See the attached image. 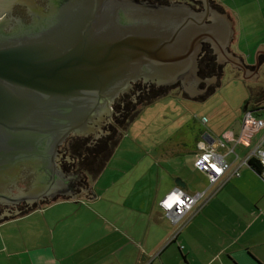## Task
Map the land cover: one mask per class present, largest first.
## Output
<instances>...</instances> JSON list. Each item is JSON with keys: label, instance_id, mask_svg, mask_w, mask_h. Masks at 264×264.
<instances>
[{"label": "water", "instance_id": "95a60500", "mask_svg": "<svg viewBox=\"0 0 264 264\" xmlns=\"http://www.w3.org/2000/svg\"><path fill=\"white\" fill-rule=\"evenodd\" d=\"M201 1L0 0V203L89 198L81 173L62 166L68 152L54 150L76 130L102 140L132 83L195 97L227 62L259 76L264 64L248 70L228 49V16Z\"/></svg>", "mask_w": 264, "mask_h": 264}, {"label": "crops", "instance_id": "0c3cea01", "mask_svg": "<svg viewBox=\"0 0 264 264\" xmlns=\"http://www.w3.org/2000/svg\"><path fill=\"white\" fill-rule=\"evenodd\" d=\"M211 1L221 6L232 22L233 40L228 49L242 64L254 66L253 55L256 53L257 60L261 55H257L258 50L264 47V0ZM251 35L255 43L246 40L243 47L241 36ZM244 81L248 88L250 82H255V90L264 88V65L254 81ZM263 103H247L248 109L255 108L257 120L264 121ZM244 115L245 110L242 116L236 114L221 131L213 128L210 120H203L200 134L194 129L192 145L183 138L174 140L177 132L172 131L171 137L150 149L143 145L124 147L126 132L101 174L88 176L89 198L61 195L26 217L9 219L35 217L37 223L21 232L16 241L0 237V264H264L261 175L247 164L239 169L240 175L226 171L225 176H231L211 197L215 184L211 185L207 174L195 165L208 148L221 154L232 169L250 154L264 135V127L255 129L247 144L239 142ZM185 120L181 123L187 127L191 119ZM178 186L189 194L204 195L194 207L199 208L197 214L178 239L170 242L181 221H173L159 202Z\"/></svg>", "mask_w": 264, "mask_h": 264}, {"label": "rangeland", "instance_id": "374dc122", "mask_svg": "<svg viewBox=\"0 0 264 264\" xmlns=\"http://www.w3.org/2000/svg\"><path fill=\"white\" fill-rule=\"evenodd\" d=\"M238 37L239 35L237 39ZM241 37L243 47L246 44V40L250 44L255 43V36L253 35ZM255 57L256 53L252 57L254 61H256ZM216 83L217 79L210 86H214ZM250 85L252 86L250 88H253L251 90L255 91V82H250ZM250 88L246 86L243 75L239 73L238 69L235 70L229 65L224 66L223 76L214 93H210L201 99L187 100L185 96L188 97V94L183 92L184 96L180 93L182 92L180 89H174L169 96L157 99L154 103L144 107L139 117L135 118L136 120L129 125L126 131L128 132L127 139L122 145L124 147L143 145L150 149V147L158 144L162 139L171 137L170 133L172 131L177 132L173 137L174 140L183 138L187 145H192L193 135L195 131L197 134H200L199 129L201 124H204L203 120L205 122L210 120L209 123L213 128L221 131L226 128L227 123L232 122L236 114L242 116L248 101H253ZM131 95L134 97L132 93ZM183 119H186L185 121L189 120L187 127V124L181 123ZM180 123L181 126H179ZM201 131H205L203 127ZM143 167L144 165L141 166L142 171ZM31 208L25 203L18 207L11 206V208L5 202L0 203V223L6 219L16 218ZM23 217H26V215ZM8 220L0 224V226L7 224L0 230V237H5L9 241L13 239L16 241L19 235L21 236L22 233L27 232L26 230L33 228L37 223L35 217L25 218L21 221Z\"/></svg>", "mask_w": 264, "mask_h": 264}, {"label": "trees", "instance_id": "16d2710c", "mask_svg": "<svg viewBox=\"0 0 264 264\" xmlns=\"http://www.w3.org/2000/svg\"><path fill=\"white\" fill-rule=\"evenodd\" d=\"M149 1L157 2V3L162 2L163 4H169L173 0H149ZM176 1H182V2L189 1V3H191L194 8L196 9L203 8V3L201 0L200 1L176 0ZM211 3L220 12L224 11L223 8L219 6L218 4H215L214 1H211ZM258 57H259L258 64L263 65L264 64V54H261ZM223 69H224L223 66L221 65L218 66V77L216 78L217 83L214 86H210L209 90H207V93L204 96H207L210 93L212 94L215 92L216 88L220 84V79L223 76ZM177 87L178 85H175V86L170 85L169 87L152 86L149 89H146L145 87L143 88L140 84H136L134 87V92H132V94L137 92L139 93V95L135 102H133L130 99L131 95L129 94L125 95L124 97H121L120 99H117V104L115 105H116V112L118 113V115H116L115 117V125L113 129L111 130L112 131L111 135L106 138H102V140H100L97 143V146H95L94 149H92L91 147L87 148V145H86L87 141L76 140V142H74L72 146V153L74 155H77V156H83L85 154L88 155L86 160L81 162L79 169L86 173H89V175L93 178L98 177L101 174L102 170H104V168L106 167L110 158H112V156L114 155L115 150L119 146L118 144L120 143L123 135L126 133L129 125L132 124L136 120L135 118L139 117V115L142 112V109L154 103L157 99L159 100L166 96H169L171 91H173L174 89H177ZM252 93H253L252 99L256 103H260L262 100H264V88L263 87L260 89H256ZM247 165L251 169L256 170L258 174L261 175V178H262L261 172L263 170V165L259 159L252 157L249 159ZM232 170H233L232 168L228 170L229 174L231 175L234 174L232 173ZM206 174L208 176V173ZM225 175H223V177ZM231 175H229L228 177H230ZM234 175H237V174H234ZM223 177H220L219 181L215 183V186L212 188L210 192L211 197L218 191L219 188H222L224 181L228 178L227 176H225L224 178ZM209 183L211 184L210 179H209ZM30 211L31 209L23 212V214L21 215L22 216L26 215ZM198 211H199V208H196V209L194 208L192 210V213L190 214V217L186 219L183 218L181 220V222L179 223L180 226H178L177 229L175 230L174 234L172 235V238L170 239V242L178 239L177 238L178 234H180L182 229L185 226H187L186 224L191 220L192 217H194L197 214Z\"/></svg>", "mask_w": 264, "mask_h": 264}, {"label": "built area", "instance_id": "2783aa9c", "mask_svg": "<svg viewBox=\"0 0 264 264\" xmlns=\"http://www.w3.org/2000/svg\"><path fill=\"white\" fill-rule=\"evenodd\" d=\"M262 106L264 109V105ZM260 127H264L263 119L257 120L254 117L253 112L250 110L245 112L243 117L242 136L240 137L239 142L247 144L249 139L248 137L251 136L255 129H260ZM220 145H222V147L224 146L223 141L220 142ZM205 157H207V159H205ZM252 157H255L261 161L263 165V170L261 173L264 180V135L261 137L260 142L250 152V154L247 155L243 161L239 162L236 167H233L232 173L240 175L239 169L242 166L248 164L249 159ZM195 165L201 171L208 173V177L212 185L217 183L219 178L223 177L225 172L231 168L221 154L219 155L214 150L209 148L200 154ZM213 165L215 167H213ZM217 169L219 171H217ZM173 195L179 197V199L172 204L171 208H169L167 207V203ZM203 195V192L189 194L185 192L180 186H178L172 189L169 193L167 192L166 195L160 200L159 204L163 210L167 211L173 221L178 222V220L181 221L183 218L186 219L190 217L192 210L199 200H201Z\"/></svg>", "mask_w": 264, "mask_h": 264}, {"label": "flooded vegetation", "instance_id": "af4514ba", "mask_svg": "<svg viewBox=\"0 0 264 264\" xmlns=\"http://www.w3.org/2000/svg\"><path fill=\"white\" fill-rule=\"evenodd\" d=\"M136 1H141V0H136ZM173 1H176V0H173ZM172 1V2H173ZM152 2V1H151ZM176 2H182V1H176ZM153 3H157V2H153ZM171 3V2H170ZM227 65H229V66H231L233 69H235V70H237L238 68H235V67H233L232 66V64L231 63H229V62H227V63H224V65H221V66H227ZM247 68L248 69H252V70H255V65L254 66H252V65H250V66H247ZM262 68V67H261ZM238 71H239V73H241V74H243L239 69H238ZM260 71V70H259ZM136 84H140L143 88L145 87L146 89H149L150 87H152V86H156V85H154L153 83H146V82H144L143 80H139V81H137L136 83H132L131 84V86L129 87L130 88V90L128 91V92H125L124 94H123V96H117V98L115 99V100H113V107H112V112L115 114V117H116V115H118V113L116 112V105L115 104H117V99H120L121 97H124L125 95H127V94H129V95H131V93L132 92H134V87H135V85ZM157 86H159V85H157ZM156 86V87H157ZM209 87H210V85L206 88V89H208L209 90ZM177 89L179 90H183L184 88L180 85V84H178V87H177ZM205 89V90H206ZM205 92V91H204ZM207 93V90H206V92H205V94ZM204 94V95H205ZM133 95H134V97L131 95L130 96V99L134 102V101H136V100H133V99H137V97H138V95H139V93H133ZM200 95H203V94H200ZM203 95V96H204ZM251 97H253V96H251ZM262 105H264V104H262ZM262 105H260V106H262ZM248 109V108H247ZM248 110H250L251 112H254L255 111V108L254 109H248ZM248 110H245V112H247ZM115 117H113L114 119H113V121H112V123H111V125L108 127V129L106 130L107 131V133H106V136L105 137H103V138H106V137H108V136H110L111 135V133H112V129H113V127H114V125H115ZM91 133H89V134H86V135H84V136H81L80 135V133L76 130V132H74V133H72L71 135H69L67 138H66V140L64 139L63 140V142L62 143H58L57 144V146H56V149L54 150V155H60V154H62V153H65V152H68V156H69V158H71L74 162H70V161H67V160H62V166H63V168L65 169V170H76V172H79V173H81V175L83 176V178H84V185H86V186H89V182L87 181V178H88V176H90L89 175V173H86V172H84V171H82V170H80L79 169V167H80V164H81V162H83V161H85L86 160V158L88 157V155H83V156H77V155H74L73 153H72V146H73V144H74V142H76V140H78V141H87V148L88 147H91L92 149H94L95 148V146H97V143L99 142V141H91ZM89 156H90V154H89ZM62 194H55V195H53V196H51V197H49V196H47V197H42L41 199H39L38 201H36V200H34V201H18V202H15V203H9V201L8 202H5V204L6 205H8L9 206V208H11V206H21V205H23L24 203L25 204H27L28 205V207H32L31 208V211L35 208H37V207H41V206H43V205H45V204H47V203H51V202H53V201H55L56 199H58L60 196H61ZM48 198V199H47ZM46 200H48V201H46Z\"/></svg>", "mask_w": 264, "mask_h": 264}, {"label": "clouds", "instance_id": "9594fccd", "mask_svg": "<svg viewBox=\"0 0 264 264\" xmlns=\"http://www.w3.org/2000/svg\"><path fill=\"white\" fill-rule=\"evenodd\" d=\"M205 159H207V157H205ZM179 199V197L173 195L170 200L168 201L167 203V207L171 208L172 207V204L177 201Z\"/></svg>", "mask_w": 264, "mask_h": 264}, {"label": "snow or ice", "instance_id": "6c2138e0", "mask_svg": "<svg viewBox=\"0 0 264 264\" xmlns=\"http://www.w3.org/2000/svg\"><path fill=\"white\" fill-rule=\"evenodd\" d=\"M213 167H215V166L213 165ZM217 171H219V170L217 169Z\"/></svg>", "mask_w": 264, "mask_h": 264}]
</instances>
